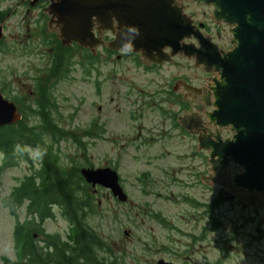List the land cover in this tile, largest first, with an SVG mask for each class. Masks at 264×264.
<instances>
[{"label":"rangeland","instance_id":"374dc122","mask_svg":"<svg viewBox=\"0 0 264 264\" xmlns=\"http://www.w3.org/2000/svg\"><path fill=\"white\" fill-rule=\"evenodd\" d=\"M209 9L196 2L187 6L196 20H203ZM225 41L221 46L227 48L229 45ZM0 47H4L0 50V90L16 103L23 123L38 130L51 145L61 164L67 167L110 165L117 169L127 200H118L105 186L90 185L98 204L90 221L106 236L110 248L121 256L122 264H156L160 258L182 264L185 204L180 198L165 196L170 194V189L179 190L174 185L167 187L166 177L157 181L146 175L141 181L139 176L142 171L161 174L160 168L166 166L174 169V175L183 176L187 166L195 168L200 162L194 155L196 146L190 135L181 141L178 135L155 141L150 138L141 141L137 137L139 124L142 133L148 135L151 122L160 120L151 112L148 96L139 91V88L146 87L138 83V79L143 80L142 73L147 69L132 55H126L124 59L113 55L107 61L99 60V69H107L109 78L98 93L85 80L82 64L61 60L57 65L59 60H50L39 53H25L16 45V50L13 48L12 51H6V45ZM41 48L47 49L43 45ZM189 57L176 56L175 64L166 63L162 69H172L173 75L183 72L192 82L199 83L203 81L200 76L204 70L190 66L192 58ZM120 70V75L123 73L127 81L135 82L134 86L122 82L116 75ZM150 76L157 78V74ZM130 87L132 93L128 92ZM155 95L158 97L159 94ZM133 97L138 100L132 102ZM171 106L176 107L175 104ZM138 109L144 113L129 119L128 115L137 113ZM26 150L31 160L19 157L15 165L0 168V264H4V258L17 259L16 223L21 222L22 233L34 230L36 226L26 209V202L14 205V213L5 203H11L9 193L14 185L30 173L33 166H39L36 149L29 145ZM39 224L43 232L58 233L62 237H66L69 227L59 207H55L54 216L46 217ZM43 232L34 231L36 241H41ZM170 238L173 239L172 245Z\"/></svg>","mask_w":264,"mask_h":264},{"label":"water","instance_id":"95a60500","mask_svg":"<svg viewBox=\"0 0 264 264\" xmlns=\"http://www.w3.org/2000/svg\"><path fill=\"white\" fill-rule=\"evenodd\" d=\"M47 6L41 8L49 14L44 27L59 29L60 44L66 45L69 39L91 46L98 43L97 29L108 27L115 20V32L111 41H105L108 48L131 46L141 55L158 63L167 60L169 54L182 53L191 56L190 66L201 63L204 70L213 71L204 85L197 88L186 86L175 80L173 91L182 96L195 97L192 107L200 110L209 121L199 126L198 115L178 116L179 125L187 132H196V150L209 147L207 176L197 175L205 185L218 182L229 188L222 197L230 199V190L244 186L245 192L264 195V0H196L213 3L214 22L219 19L233 24L228 41L229 50L216 49L195 31L191 19L182 12L180 5L172 0H46ZM193 35L198 46L189 42H179L182 36ZM2 30L0 27V38ZM67 46V45H66ZM169 47V54L162 52ZM218 48V47H217ZM203 105L211 104L212 109L202 110ZM16 103L4 96L0 90V125L13 123L21 118ZM218 126L234 129L229 139L218 141ZM232 160L242 166L237 174L232 172L226 178L224 164ZM80 172L92 186L102 185L110 189L113 196L121 201L127 200L117 169L106 166H81ZM163 258L156 264H169Z\"/></svg>","mask_w":264,"mask_h":264},{"label":"flooded vegetation","instance_id":"af4514ba","mask_svg":"<svg viewBox=\"0 0 264 264\" xmlns=\"http://www.w3.org/2000/svg\"><path fill=\"white\" fill-rule=\"evenodd\" d=\"M191 2L210 8L209 11L205 12L207 19H195V14L187 10V6ZM172 3L181 6L182 12L191 19L193 28L201 38H204V34L207 33V42L217 46L216 49L229 50L231 45L228 41L229 28H232L233 24H228L222 19L214 22L208 16L212 14L213 3L196 0H172ZM47 4L46 0H0V27L2 30L0 45H6V51H12L16 45L25 53H39L50 60H68L71 64H82L84 68L81 65V70H83L85 80L89 81L92 84V89L98 93H101L102 86L104 87V83L109 78L107 69H99L100 61H107L113 55H116L117 59H124L126 55H132L147 69L142 73L143 80L138 79V83L146 87L139 88V91L148 96L147 103H149L151 112H154L155 116L160 119L151 122V127L147 129L150 131L148 135L142 133L143 129L140 128L139 124L137 137L141 141H148V138L155 141L178 135L181 141L190 135L194 138L196 146V132H187V128L179 125L176 118L193 112L199 117V126H204L209 119L200 110L191 106L195 104L194 96L191 97L188 94L182 96V93L173 91L171 86L175 80H180L188 87L197 88L206 83V78H202L203 81L201 80L199 83L192 82V79L183 72L173 75L172 69L169 71L166 68H164L165 70L162 69L166 63L175 64L176 56L185 57V55L182 53L169 54V47L166 46L163 47L162 52L169 54L167 60H159L158 63H154L152 60L147 61V57L141 55L139 51H132L131 46L108 48L105 41H111L113 38L115 32L114 19L108 22L111 31L108 27L97 29L96 41L101 44L92 45L91 53L87 45L78 43L75 39H69L66 42L67 46L60 44L59 36H54L55 34L59 35V29L56 26L46 29L43 24L44 21L48 20L49 14L45 10L40 11V9L46 7ZM223 40H226L225 42L229 45L227 48L221 46ZM179 42L183 44L189 42L194 48L198 46V42L192 34L182 36ZM42 45L47 49L41 48ZM3 48L0 47V50ZM201 65L196 64L194 67L204 70ZM120 72L122 71H117L116 75L120 76L122 82L127 86H134L135 82L133 80L127 81L125 75L123 73L120 75ZM150 74H157V78L153 79ZM201 76L212 77L213 71L204 70ZM131 87L128 89L129 93L133 91ZM149 87L153 88L148 89ZM156 93L159 94L158 97H156ZM132 99V102H135L137 98L133 97ZM139 103L140 101L137 104ZM172 104L176 105L175 109L172 108ZM198 104L202 110L207 112L213 108L211 104L203 105L200 101ZM143 113V110L138 109L137 113L131 112L128 118L132 119L136 114ZM92 123L93 120L90 124ZM234 133V129L218 126V141H222L223 138L229 139ZM89 135L91 134L88 132L87 136L90 138ZM209 150V147L195 149L194 155L199 157L200 165L195 168L187 166L183 176L174 175V169L166 166L160 168L161 174L142 171L139 179L142 181L147 175V178L160 181V178L166 177L168 180L165 185L170 188L174 185L179 190L175 192L174 189H170V194L165 196L167 198H180V201L185 204L182 214L186 226L185 233H183L184 239L181 242L182 264H227V262L231 264H264V195H258L251 191L245 192L243 186L240 189H235V191L230 190L228 195L231 198L227 199L222 197L220 191L228 192L227 186H222L218 182H211L208 185L201 182L197 175L207 176L208 170L205 167L210 166L206 161ZM223 170L226 172V178L231 179L232 172L239 174L242 171V166L230 159L224 164ZM119 180L121 181L120 175ZM169 240L172 245L173 239L170 238ZM169 262V264H173L172 261Z\"/></svg>","mask_w":264,"mask_h":264},{"label":"trees","instance_id":"16d2710c","mask_svg":"<svg viewBox=\"0 0 264 264\" xmlns=\"http://www.w3.org/2000/svg\"><path fill=\"white\" fill-rule=\"evenodd\" d=\"M29 145L37 151L39 166H33L32 171L14 185L9 193L11 203H5L14 213V205L26 202V209L36 226L34 230L22 233L21 222L16 223L17 259L4 258V264H122L121 256L110 248L106 236L90 221L98 204L89 188L91 183L80 172L81 166L62 165L41 133L24 124L21 118L0 125V168L15 165L19 157L31 160L26 150ZM55 207H59L68 220L66 237L43 232L39 224L46 217L55 215ZM34 221L30 220L31 223ZM34 231L43 232L40 242L36 241Z\"/></svg>","mask_w":264,"mask_h":264}]
</instances>
